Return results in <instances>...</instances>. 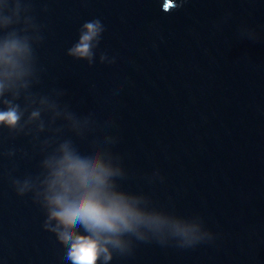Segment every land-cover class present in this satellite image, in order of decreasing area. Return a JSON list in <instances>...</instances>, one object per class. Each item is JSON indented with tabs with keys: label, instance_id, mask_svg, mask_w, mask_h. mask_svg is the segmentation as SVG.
<instances>
[{
	"label": "water",
	"instance_id": "1",
	"mask_svg": "<svg viewBox=\"0 0 264 264\" xmlns=\"http://www.w3.org/2000/svg\"><path fill=\"white\" fill-rule=\"evenodd\" d=\"M175 2L165 13L163 0H21L41 37L30 91L62 93L89 124L76 136L57 120L60 140L81 155L105 146L126 173L119 187L166 221L167 243L130 237L108 264H264V0ZM92 20L104 30L89 64L67 51ZM49 135L0 127V264H70L32 194L12 186L40 173ZM174 223L213 239L179 247Z\"/></svg>",
	"mask_w": 264,
	"mask_h": 264
},
{
	"label": "clouds",
	"instance_id": "2",
	"mask_svg": "<svg viewBox=\"0 0 264 264\" xmlns=\"http://www.w3.org/2000/svg\"><path fill=\"white\" fill-rule=\"evenodd\" d=\"M179 6L175 0H163L161 8L167 13ZM29 11L30 5L21 0L0 2V127L13 138L31 135L33 141L40 133L49 132L39 147L42 152L51 151L42 159L38 175L12 180L16 194H32L45 215L43 229L65 245V259L70 264H108L113 252L131 251L130 237L140 241L152 238L146 232L159 243H167L163 237L166 221L140 208L146 197L124 191L117 184L116 178L126 175L120 158L103 145L90 147L81 155L71 140H60L61 127L53 128L62 120L69 131L81 136L88 118L78 119L67 106L59 105L57 98L62 93L41 96L30 91L39 79L33 45L41 37L32 17L26 15ZM103 30L99 20L85 22L67 55L91 64L94 42H99ZM106 138L108 143L112 141ZM169 231L179 238L176 244L182 248L213 239L211 232L200 233L175 223Z\"/></svg>",
	"mask_w": 264,
	"mask_h": 264
}]
</instances>
